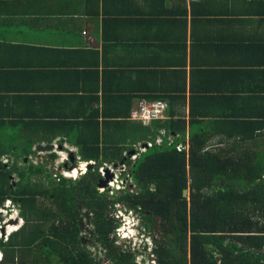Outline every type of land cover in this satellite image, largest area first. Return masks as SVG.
I'll return each instance as SVG.
<instances>
[{"label":"crops","instance_id":"1","mask_svg":"<svg viewBox=\"0 0 264 264\" xmlns=\"http://www.w3.org/2000/svg\"><path fill=\"white\" fill-rule=\"evenodd\" d=\"M153 100L162 118H130ZM167 122L264 154V0H0V138L132 152Z\"/></svg>","mask_w":264,"mask_h":264},{"label":"trees","instance_id":"2","mask_svg":"<svg viewBox=\"0 0 264 264\" xmlns=\"http://www.w3.org/2000/svg\"><path fill=\"white\" fill-rule=\"evenodd\" d=\"M170 124H163L172 136L169 144L165 136L160 144L153 143L156 129L146 127L142 136L151 145L142 151L134 148V159L127 156L131 146L99 145L95 139L70 149L57 141L72 156L68 163L74 158L92 161L78 178L58 174V181L45 165L56 157L54 150L33 163L34 142L7 130L8 136L0 138V209L9 200L22 223L5 239L0 236V264H101L85 247L78 206L90 216V245L100 247L109 264H132L129 248L117 245L114 203L139 212L154 235L148 217L160 220L161 236L152 245L158 264H264V154L234 152L232 146L208 150L196 135L185 145L183 131ZM178 143L185 148L178 151ZM117 163L127 166L130 182L114 189L115 196L107 189L98 191L97 168ZM182 189L187 190V199ZM41 197L49 204H41Z\"/></svg>","mask_w":264,"mask_h":264},{"label":"rangeland","instance_id":"3","mask_svg":"<svg viewBox=\"0 0 264 264\" xmlns=\"http://www.w3.org/2000/svg\"><path fill=\"white\" fill-rule=\"evenodd\" d=\"M140 133V135H139ZM139 133L137 132H133L131 134L132 139L131 141H136L138 140V143H142L147 141L146 137L142 136V132ZM140 136L142 138V140L140 139ZM141 140V141H140ZM130 143V142H129ZM128 143V144H129ZM34 148V146H33ZM125 148L128 149V145H125ZM53 152L55 153L56 157L50 162V160L48 159L46 165L47 170L50 172V174L52 176H54V180H57V175L61 174L64 177H67V175H73L74 170L79 171L82 169V165L84 164V162H80L77 159H73L74 161L70 164L68 163L69 159V154H67V151L63 150L62 148H59L58 145H54L53 146ZM47 152L45 151H36V159L33 160L34 158H31L32 162H36V161H41V160H45V155ZM47 158V157H46ZM25 162L27 159H24ZM71 161V160H70ZM43 162V161H42ZM68 163V164H67ZM20 164V162H19ZM107 163H105L106 165ZM111 169L106 168L108 174H111V177L108 178L105 182L104 188L107 189V192L110 196H115L113 193L114 192V188L115 189H119V188H123V184H127L129 183V178L128 175L126 174V170H127V166L125 165L124 167L121 168V166L117 163L116 165L113 164V166H110ZM84 170V169H82ZM68 171V172H66ZM85 171V170H84ZM97 171L100 175V179H103L105 177V168L101 169L98 167ZM81 171L78 172V174L76 175V177H67L70 179H76L80 176ZM123 176V177H122ZM13 180H16L15 175L12 174ZM121 177V178H120ZM121 179V180H119ZM123 186V187H122ZM130 188H132V185H130ZM103 187H97V190L100 191L102 190ZM113 189V190H111ZM188 198V193L186 194V199ZM40 203L43 205L49 204V200L44 199L43 197L40 198ZM126 208V206H124ZM114 208H119L122 211V204L121 203H114ZM1 211V215H2V220L0 221V228H3L4 232L3 234L0 236L3 237V239H5V235L9 232H11L12 230H15L21 223L22 220L19 219V217L17 216V209L11 204V202L9 201H4L3 203V207L0 209ZM116 212V210H115ZM115 212L112 213L113 218H115ZM139 214V212H138ZM137 214V215H138ZM90 217V216H89ZM132 217H134V215H132ZM153 219V229L155 232V237H159L161 235H159L158 232V227H159V219L157 217H152ZM15 221V222H14ZM143 221V220H142ZM119 225V224H118ZM87 227L90 228V223L87 222ZM123 228L125 230L122 229V226H120V229L122 231H124L126 234H122L120 231L118 232L119 237H121L118 239V237L116 238L117 241V245L120 246V249H128L132 252V258H131V262L132 264H158L157 260H156V256H155V252H151V249H153V247L151 248L150 246L153 245V241L150 240L146 243V247L145 249H140L139 245H137V242L142 243L141 239L143 240V237L138 238L136 237V235L134 237L131 236V231L127 230V226H123ZM81 235H85L87 234L86 230H81ZM89 239V238H88ZM188 239V238H187ZM159 240V239H158ZM85 243V247L87 250H89L90 254L93 255L95 258L100 259V263L101 264H109V262L107 260H105L102 256H103V251L100 247H96L95 245H90V240L88 241H84ZM150 244V245H149ZM134 249V250H133ZM140 250H144V251H140ZM188 256V253H187ZM1 257V254H0ZM25 260H27L25 258Z\"/></svg>","mask_w":264,"mask_h":264},{"label":"built area","instance_id":"4","mask_svg":"<svg viewBox=\"0 0 264 264\" xmlns=\"http://www.w3.org/2000/svg\"><path fill=\"white\" fill-rule=\"evenodd\" d=\"M164 108H165V104H164V102H162L160 100L139 101L137 103V106L132 109V111L130 113V118L133 119V120L140 121L143 124H147V123H149L150 121H152L154 119L162 118L163 117V113H164ZM164 135H165L164 131L162 129H160L159 132H158V135L154 137L153 143L160 144L161 141H162V136H164ZM170 142H171L170 137L166 138V143L169 144ZM150 145H151V141H146L145 143L136 146L135 149L137 151H142V150H144L146 147H148ZM175 147L179 151V150L185 148V145H182V144L178 143V144H176ZM136 155H137V152H134V149H133L132 152L129 153L127 156L130 159H134L136 157ZM87 162H91L92 163V161H90V160L89 161H85L84 162V166H85V164ZM119 165L121 166V168L125 166L122 163H120ZM99 168L102 171L103 167H99ZM106 168L111 169V167H106ZM119 180H121V179H119ZM104 189L105 188L103 186L102 190H104ZM102 190H100V191H102ZM5 201L9 202V200H5Z\"/></svg>","mask_w":264,"mask_h":264},{"label":"clouds","instance_id":"5","mask_svg":"<svg viewBox=\"0 0 264 264\" xmlns=\"http://www.w3.org/2000/svg\"><path fill=\"white\" fill-rule=\"evenodd\" d=\"M84 170H83V172H84ZM124 209H127V208L122 206V211H121V209L117 208L116 212L114 213L116 215L115 216L116 227L114 228V234L116 235V237H118V239L121 237H124V236L119 237L117 235H118L119 231L122 234H126L124 231H122L120 229V226H122V229L125 230L123 228V226L126 225L127 230L131 231L132 237H134L135 235H136V237H138L140 239H141V237H143V240L141 239L142 243L137 242V245H139V246L142 245V246L146 247V244H148L146 242H148L150 240V243H151V241H153V239L156 238L155 235L152 234L151 230L148 229V227H146V225H145L146 223L142 221L141 216H140V214H138V212L134 211L133 209H127L126 211H124ZM132 215H134V217H132ZM150 247L152 248L153 246L151 245Z\"/></svg>","mask_w":264,"mask_h":264},{"label":"water","instance_id":"6","mask_svg":"<svg viewBox=\"0 0 264 264\" xmlns=\"http://www.w3.org/2000/svg\"><path fill=\"white\" fill-rule=\"evenodd\" d=\"M33 149L35 151L48 152V151L53 150V145L52 144H45V145L37 144V145L34 146ZM69 159L72 160V156L70 154H69ZM91 164H92L91 162H87L85 164V169L90 168ZM110 177H111V174L110 173L108 174L107 169L105 168V177L103 179H99V181L97 182V187H103L105 185L106 180L108 178H110ZM151 186H152V184H151ZM186 194H187V190L186 189H182V196L186 197ZM78 208H80V206H78ZM83 217H84L85 220H87L88 217H89V213L86 210L83 212ZM81 223H82V218H80L78 220L79 228H81V225H82ZM3 232H4L3 228H0V234L1 235L3 234ZM87 252L90 253L89 250H87Z\"/></svg>","mask_w":264,"mask_h":264},{"label":"flooded vegetation","instance_id":"7","mask_svg":"<svg viewBox=\"0 0 264 264\" xmlns=\"http://www.w3.org/2000/svg\"><path fill=\"white\" fill-rule=\"evenodd\" d=\"M36 162H39V161H36ZM33 163H35V162H33ZM74 177H76V176H74ZM79 209L82 210L81 217H80V218H82V223H81L82 225H81V228H79V229H80V230H86V231H87V234H85V235L82 236V237H83V241H87V240H89L88 238H89V236H90V234H89V232H88V227H87V222H89V217H88L87 220H85L84 217H83V212H84L85 210H83V209H81V208H79ZM152 217H154V216H151V217L149 216L148 218H150V220L153 221ZM80 218H79V219H80ZM79 219H78V220H79ZM141 219L143 220V222L147 223L146 220H145V218H142V217H141ZM151 252H155L154 248L151 249Z\"/></svg>","mask_w":264,"mask_h":264},{"label":"bare ground","instance_id":"8","mask_svg":"<svg viewBox=\"0 0 264 264\" xmlns=\"http://www.w3.org/2000/svg\"><path fill=\"white\" fill-rule=\"evenodd\" d=\"M82 166H83V167H82V169H85V166H84V164H83ZM82 169H81V170H79V171H76V170H74V172H73V173H75V174H74V176H76V175L78 174V172H80V171H81V172H83V170H82Z\"/></svg>","mask_w":264,"mask_h":264},{"label":"snow or ice","instance_id":"9","mask_svg":"<svg viewBox=\"0 0 264 264\" xmlns=\"http://www.w3.org/2000/svg\"><path fill=\"white\" fill-rule=\"evenodd\" d=\"M83 167V166H82ZM75 173H73V175H74Z\"/></svg>","mask_w":264,"mask_h":264}]
</instances>
